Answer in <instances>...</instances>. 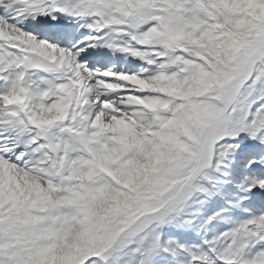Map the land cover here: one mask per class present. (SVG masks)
<instances>
[{
  "label": "snow or ice",
  "instance_id": "snow-or-ice-1",
  "mask_svg": "<svg viewBox=\"0 0 264 264\" xmlns=\"http://www.w3.org/2000/svg\"><path fill=\"white\" fill-rule=\"evenodd\" d=\"M0 264H264V0H0Z\"/></svg>",
  "mask_w": 264,
  "mask_h": 264
}]
</instances>
